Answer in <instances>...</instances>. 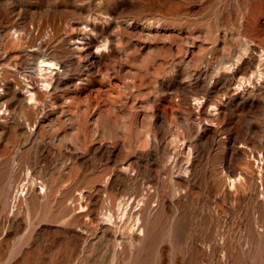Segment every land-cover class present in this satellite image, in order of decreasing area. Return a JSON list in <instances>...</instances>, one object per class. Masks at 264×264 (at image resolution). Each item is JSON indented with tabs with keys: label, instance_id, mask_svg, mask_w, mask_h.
I'll use <instances>...</instances> for the list:
<instances>
[{
	"label": "rangeland",
	"instance_id": "obj_1",
	"mask_svg": "<svg viewBox=\"0 0 264 264\" xmlns=\"http://www.w3.org/2000/svg\"><path fill=\"white\" fill-rule=\"evenodd\" d=\"M0 264H264V0H0Z\"/></svg>",
	"mask_w": 264,
	"mask_h": 264
},
{
	"label": "bare ground",
	"instance_id": "obj_2",
	"mask_svg": "<svg viewBox=\"0 0 264 264\" xmlns=\"http://www.w3.org/2000/svg\"><path fill=\"white\" fill-rule=\"evenodd\" d=\"M87 43V46H90L91 43H93V40H88L86 41ZM88 52V51H87ZM94 54V53H93ZM57 64V62L52 59V58H47V57H44L42 60H41V66H42V69H46L47 67H55ZM48 71V69H47ZM53 71V70H52ZM42 73V72H41ZM46 76V75H45ZM45 78V77H44ZM50 79V78H49ZM46 80V79H45ZM42 83V82H41ZM46 83V82H45ZM44 84V83H43ZM46 85V84H45ZM51 86V84H49ZM47 85V86H49ZM55 85V84H54ZM38 89V88H37ZM28 91L30 92L31 94V97L32 95L34 94V92L30 89H28ZM39 91V90H38ZM28 92V93H29ZM26 94V93H25ZM10 95V94H9ZM16 95V94H15ZM35 95V94H34ZM3 105V104H2ZM11 106V105H10ZM6 107V106H5ZM4 108V107H3ZM11 109V108H10ZM239 177V176H238ZM234 178V177H233ZM260 180V179H259ZM23 186V185H22ZM12 189V188H11ZM179 191V190H178ZM16 196V195H15ZM127 196V195H126ZM127 200V199H126ZM127 208V207H126ZM125 210V209H124ZM106 217V216H105ZM109 218V217H108ZM114 219V218H113ZM122 226V225H121ZM134 226V225H133ZM192 235V234H191ZM203 237V236H202ZM90 238V237H89ZM112 239V238H111ZM121 246V245H120ZM124 254V253H123Z\"/></svg>",
	"mask_w": 264,
	"mask_h": 264
}]
</instances>
